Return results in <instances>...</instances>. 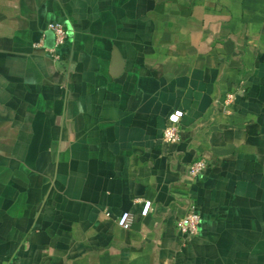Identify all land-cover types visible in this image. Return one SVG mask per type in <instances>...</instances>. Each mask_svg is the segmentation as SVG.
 Instances as JSON below:
<instances>
[{
	"label": "crops",
	"instance_id": "0c3cea01",
	"mask_svg": "<svg viewBox=\"0 0 264 264\" xmlns=\"http://www.w3.org/2000/svg\"><path fill=\"white\" fill-rule=\"evenodd\" d=\"M0 264H264V0H0Z\"/></svg>",
	"mask_w": 264,
	"mask_h": 264
},
{
	"label": "built area",
	"instance_id": "2783aa9c",
	"mask_svg": "<svg viewBox=\"0 0 264 264\" xmlns=\"http://www.w3.org/2000/svg\"><path fill=\"white\" fill-rule=\"evenodd\" d=\"M48 29L53 34V46L46 49V51L55 59L58 56L55 54L57 48L61 47L68 40V33L64 25L60 22H55L49 25ZM235 98V93L226 94L222 100L223 107L227 110L230 109ZM183 116L181 110H174L168 117L167 123L162 131V141L167 144L176 143L179 141V122ZM208 168V163L202 159L197 158L186 166V178L188 182L193 183L198 181ZM153 206L151 201L142 200L140 202L139 215L147 217L152 212ZM133 221V215L130 212L121 213L117 219V225L127 230L130 228ZM201 223V216L196 205H192L188 211L180 217L176 224L175 229L181 240H189L198 235Z\"/></svg>",
	"mask_w": 264,
	"mask_h": 264
}]
</instances>
